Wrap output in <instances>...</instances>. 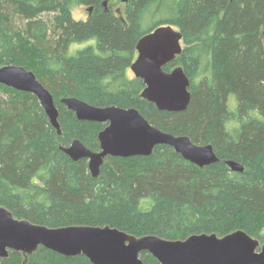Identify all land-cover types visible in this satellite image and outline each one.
Returning a JSON list of instances; mask_svg holds the SVG:
<instances>
[{
    "label": "trees",
    "instance_id": "obj_1",
    "mask_svg": "<svg viewBox=\"0 0 264 264\" xmlns=\"http://www.w3.org/2000/svg\"><path fill=\"white\" fill-rule=\"evenodd\" d=\"M75 5L90 8L85 19ZM162 24L182 33V51L164 69L181 65L190 79L183 111L142 98L144 83L129 71L139 38ZM6 64L32 70L53 94L61 130L34 94L0 83V204L15 217L169 239L243 229L264 242V0H0ZM68 96L135 107L161 130L211 144L218 161L200 167L163 144L150 155H107L94 177L87 159L60 146L77 138L99 150L106 123L78 119L59 101ZM0 264L93 263L39 247L26 259L10 249Z\"/></svg>",
    "mask_w": 264,
    "mask_h": 264
},
{
    "label": "water",
    "instance_id": "obj_2",
    "mask_svg": "<svg viewBox=\"0 0 264 264\" xmlns=\"http://www.w3.org/2000/svg\"><path fill=\"white\" fill-rule=\"evenodd\" d=\"M136 50L130 70L144 83L141 97L159 110H185L191 99L189 77L181 65L164 69L181 53L182 33L170 24L158 25L139 38ZM0 83L34 94L60 134L54 96L32 70L17 64L0 66ZM59 101L78 119L106 123L97 134L99 150L89 149L77 138L68 146H60L74 161L87 159L88 170L94 177L99 175L107 155H150L155 146L163 144L200 167L218 161L211 144H196L185 134L161 130L135 107L93 105L76 96L61 97ZM225 163L233 171H243V165L237 161ZM39 247L64 256L84 255L93 264H143L142 251L150 253L160 264H264V242L243 229L222 236L195 233L183 239L155 234L136 236L109 225L51 227L15 217L0 204V257H8L11 249L20 251L26 259Z\"/></svg>",
    "mask_w": 264,
    "mask_h": 264
},
{
    "label": "rangeland",
    "instance_id": "obj_3",
    "mask_svg": "<svg viewBox=\"0 0 264 264\" xmlns=\"http://www.w3.org/2000/svg\"><path fill=\"white\" fill-rule=\"evenodd\" d=\"M119 4H120V2L119 3L116 2L115 5H113L112 7L113 8H118ZM87 9L88 8L86 6L75 5V6L72 7V12H73L74 17L76 19H85L86 16H87ZM129 71H130V74L133 75L132 71L131 70H129Z\"/></svg>",
    "mask_w": 264,
    "mask_h": 264
},
{
    "label": "flooded vegetation",
    "instance_id": "obj_4",
    "mask_svg": "<svg viewBox=\"0 0 264 264\" xmlns=\"http://www.w3.org/2000/svg\"><path fill=\"white\" fill-rule=\"evenodd\" d=\"M89 9H87V14L89 13V11H88ZM106 125V124H105Z\"/></svg>",
    "mask_w": 264,
    "mask_h": 264
}]
</instances>
